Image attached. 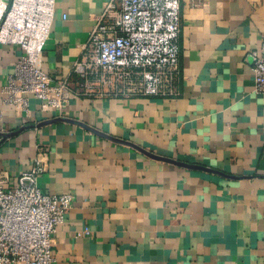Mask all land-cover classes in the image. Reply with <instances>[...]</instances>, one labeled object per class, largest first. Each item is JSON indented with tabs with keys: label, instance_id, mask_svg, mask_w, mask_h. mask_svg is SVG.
<instances>
[{
	"label": "crops",
	"instance_id": "1",
	"mask_svg": "<svg viewBox=\"0 0 264 264\" xmlns=\"http://www.w3.org/2000/svg\"><path fill=\"white\" fill-rule=\"evenodd\" d=\"M108 0H56L37 65L69 76ZM12 0H0V22ZM180 96L72 100L29 111L6 100L24 54L0 41V174L13 188L37 158L39 187L71 194L54 264H264V93L250 52L264 0H181ZM67 20H62V15Z\"/></svg>",
	"mask_w": 264,
	"mask_h": 264
},
{
	"label": "built area",
	"instance_id": "2",
	"mask_svg": "<svg viewBox=\"0 0 264 264\" xmlns=\"http://www.w3.org/2000/svg\"><path fill=\"white\" fill-rule=\"evenodd\" d=\"M56 0H12L0 22V41L23 50L7 86L6 100L29 111L63 108L72 100L180 96L181 0H108L81 44L69 76L55 80L38 67L57 14ZM67 20V15H62ZM254 91L264 93V41L250 52ZM45 168L20 174L9 188L0 174V264H54V237L72 208L71 194H47L39 187Z\"/></svg>",
	"mask_w": 264,
	"mask_h": 264
}]
</instances>
